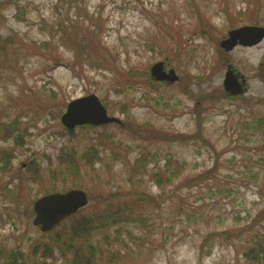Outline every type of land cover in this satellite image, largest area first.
<instances>
[{
  "label": "rangeland",
  "instance_id": "obj_1",
  "mask_svg": "<svg viewBox=\"0 0 264 264\" xmlns=\"http://www.w3.org/2000/svg\"><path fill=\"white\" fill-rule=\"evenodd\" d=\"M248 25L264 27V0H0V264H66L33 248L83 219L93 229L75 240L97 264H255L264 41L219 45ZM159 62L179 81H156ZM229 68L246 80L236 96ZM92 94L122 123L68 133V104ZM73 189L86 207L51 233L34 226L37 199Z\"/></svg>",
  "mask_w": 264,
  "mask_h": 264
},
{
  "label": "water",
  "instance_id": "obj_2",
  "mask_svg": "<svg viewBox=\"0 0 264 264\" xmlns=\"http://www.w3.org/2000/svg\"><path fill=\"white\" fill-rule=\"evenodd\" d=\"M264 41V27L244 26L231 30L224 39L221 48L225 51H233L238 46L253 47ZM164 62H159L151 68V75L156 81L175 83L179 76L175 69L168 72L164 68ZM246 80L237 76L229 68L224 80V88L230 95H239L243 92ZM62 124L68 129L86 124L106 125L112 123L121 124L116 116H110L107 108L100 98L95 95H87L71 101L66 113L62 116ZM89 203L85 191L73 189L65 193H52L37 199L32 207L35 212L34 226L40 227L42 232H49L64 220L73 216Z\"/></svg>",
  "mask_w": 264,
  "mask_h": 264
},
{
  "label": "trees",
  "instance_id": "obj_3",
  "mask_svg": "<svg viewBox=\"0 0 264 264\" xmlns=\"http://www.w3.org/2000/svg\"><path fill=\"white\" fill-rule=\"evenodd\" d=\"M87 126L94 127V125H87ZM102 126H106V125H102ZM73 131L71 130L68 133H73ZM151 133H152L151 136L152 138H159L161 140L170 139L173 142L190 140L187 136L184 137L183 135L175 134L174 136L171 137L170 135L164 134L156 130L152 131ZM18 138L19 137H16L15 139ZM12 155H13V150L5 151V157H10ZM153 178L157 180L158 184L162 185V183H164V178L160 175H154ZM72 218H74V215ZM86 221H87L86 219H83L81 222L76 223V225L71 226L68 241L63 239L64 237L62 236L61 233H57L56 236L54 237L55 241L54 243L51 244L52 246H50V248L45 245H44L45 247L42 246V248L39 246H35V248H33L34 255H38L41 249V252L39 254L43 253L42 258L49 257L47 256L48 254L51 257L58 250L59 251L62 250V252H68L71 254V257H68L67 259L68 261L66 264H97L96 248L91 243H87V245L82 246L81 244H78L75 240L77 236H79V234H86L85 232L89 230V227L93 229L92 226L93 224H91L89 221L87 222ZM55 229L56 228H54L53 230L47 233H51L55 231ZM20 256L23 257V259L27 258V255L25 253H20ZM245 256H248L249 259H251L252 262L255 264H264V244H259L253 248H249ZM7 263L20 264V261L18 260V258H15L14 255L11 253L9 256V261Z\"/></svg>",
  "mask_w": 264,
  "mask_h": 264
},
{
  "label": "flooded vegetation",
  "instance_id": "obj_4",
  "mask_svg": "<svg viewBox=\"0 0 264 264\" xmlns=\"http://www.w3.org/2000/svg\"><path fill=\"white\" fill-rule=\"evenodd\" d=\"M238 76V75H237Z\"/></svg>",
  "mask_w": 264,
  "mask_h": 264
}]
</instances>
